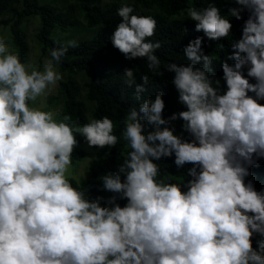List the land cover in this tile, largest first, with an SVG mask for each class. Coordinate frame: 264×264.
<instances>
[{
	"label": "clouds",
	"instance_id": "obj_1",
	"mask_svg": "<svg viewBox=\"0 0 264 264\" xmlns=\"http://www.w3.org/2000/svg\"><path fill=\"white\" fill-rule=\"evenodd\" d=\"M234 3L240 8H229L231 16L249 15L221 63L223 87L209 75L214 58L199 36L183 48L189 63L164 66L184 106L167 118L162 92L142 99L149 76L136 83L134 70L125 68V84L141 102L123 117L129 149L123 162L98 177L102 190L113 193L106 199H89L68 173L76 134L89 147L117 145L113 120L90 116L71 124L69 114L57 119L62 110L37 104L63 80L56 68L78 42L52 47L38 70L0 36V264H264V190L245 180L254 157L264 158V0ZM133 13L121 3L111 43L161 75L160 42L148 40L157 21ZM186 16L208 40L230 35L232 24L216 0L187 8ZM177 119L187 138L170 126ZM162 158H174L178 169L191 165L190 179L161 176L155 161ZM254 235L261 237L255 248Z\"/></svg>",
	"mask_w": 264,
	"mask_h": 264
},
{
	"label": "trees",
	"instance_id": "obj_2",
	"mask_svg": "<svg viewBox=\"0 0 264 264\" xmlns=\"http://www.w3.org/2000/svg\"><path fill=\"white\" fill-rule=\"evenodd\" d=\"M99 0H75L78 8L82 11L83 18L88 27L95 25L103 26L94 32L90 37L76 40L78 47L69 48L67 54L62 57V62L57 66L60 70L68 73H84L87 77L85 96L93 102L90 112L91 117L100 118L108 116L116 125L114 134L119 138V142L114 147L96 148L103 155L93 159L88 167L89 175L87 178L79 181L69 177L74 187H80L86 192L89 199L104 197L105 199L113 193L102 190V182L98 179L109 170H115L117 165L123 162V159L129 151L125 147L126 142L122 139L123 117L129 108L138 107L141 101H137L134 95V87H128L125 84L124 70L131 68L134 70L136 83H141V76H149L147 91L142 93V99L153 97L157 91L163 93L165 108L163 116L167 118L174 112L184 109V106L178 102V93L171 83L174 73L168 72L164 66L168 62L177 64H187L189 61L183 55V48L188 42L196 37L203 38V51L214 58L212 69L209 73L213 79L220 80V86H224L222 79L221 63L232 52L231 43L238 40L241 36L242 26L249 13L247 10L240 11V18L237 19L228 13L229 8H240L234 3V0H216L221 14L225 15L231 22L232 28L229 37L221 40H208L202 31L194 30L195 22L190 18H172L176 14L189 7L203 8L207 6L209 0H134L131 4L134 13L142 16H151L157 21L155 35L148 38L151 42H160V48L155 50V54L161 60V75H156L149 71L145 58L126 59L111 43V35L120 21L117 15V9L121 3H111L106 6H100ZM5 11H12L11 17L0 19V24H10L12 41L16 47L21 62L27 50L24 32L19 28L21 19L28 15H38L40 27L36 37L40 43L42 53H47L52 47H60L64 44L49 37L50 30L58 25L65 27L69 20L53 7L42 4L39 0H0V15ZM146 42H148L146 40ZM50 58V57H49ZM233 64V60H227ZM202 67V63L198 65ZM246 75V68L244 69ZM250 82H255L249 78ZM63 95V114H69L71 124H83L87 122L85 116V106L77 98L78 85L71 77L66 78L61 83ZM251 95V93H250ZM264 102V101H261ZM182 121L177 119L171 122L176 134L187 138L188 134L183 132ZM78 143L84 138L76 134ZM83 156V150L75 149L73 152V162ZM174 158H162L155 161L159 164L160 175L165 173L170 176L174 182L187 180V169L191 165H185L183 168H177L173 162ZM256 164L249 168L250 175L245 178L246 182L251 181L257 191L264 190V158H255ZM103 204V201H101ZM117 203L123 206L126 200L117 199ZM261 237L254 235L252 238L253 247H256V240Z\"/></svg>",
	"mask_w": 264,
	"mask_h": 264
},
{
	"label": "rangeland",
	"instance_id": "obj_3",
	"mask_svg": "<svg viewBox=\"0 0 264 264\" xmlns=\"http://www.w3.org/2000/svg\"><path fill=\"white\" fill-rule=\"evenodd\" d=\"M42 4H47L53 7L56 11L60 12L65 18L69 20V24L65 27H59L55 25L49 32V37L66 45L69 40H79L83 38L90 37L94 32L99 29H103L101 25H95L88 27L82 15V11L78 8L75 0H39ZM111 3H127L133 4L134 0H113V2L105 3L104 0H99L98 4L100 6H106ZM187 8L173 16L172 18H186ZM12 11H5L0 15V19H5L11 17ZM10 24H0V36L6 38L9 45V50L16 52V47L11 38V32L9 28ZM39 16L38 15H28L21 19L19 23V28L24 32L25 42L27 45V50L24 56V61L22 63L32 64L37 67L38 70H43L42 65L45 58H49L47 53H42L40 48V43L36 37L39 30ZM58 72L63 75V80L59 81L56 86H50L48 92L45 96L40 97L37 104L43 105L44 110L53 111L60 109L62 110L61 115L57 116V119L62 118L63 115V95L61 90V83L66 80V78L71 77L74 79L78 85V95L77 98L80 99L85 106V116L86 119L90 117V112L93 107V102L88 100L85 96L86 91V81L87 77L84 73H68L67 71L60 70L56 68ZM77 149L83 150V156L72 162V166L69 169L68 176L76 181L81 178V172L86 171V177L89 175V162L93 159L102 156L103 154L96 148L89 147L85 140L78 143Z\"/></svg>",
	"mask_w": 264,
	"mask_h": 264
}]
</instances>
